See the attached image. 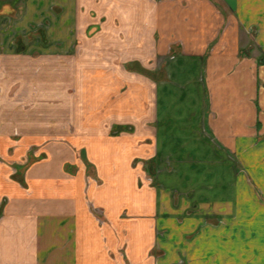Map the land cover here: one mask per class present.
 Here are the masks:
<instances>
[{"label": "crops", "instance_id": "0c3cea01", "mask_svg": "<svg viewBox=\"0 0 264 264\" xmlns=\"http://www.w3.org/2000/svg\"><path fill=\"white\" fill-rule=\"evenodd\" d=\"M23 3L0 264H264V0Z\"/></svg>", "mask_w": 264, "mask_h": 264}, {"label": "rangeland", "instance_id": "374dc122", "mask_svg": "<svg viewBox=\"0 0 264 264\" xmlns=\"http://www.w3.org/2000/svg\"><path fill=\"white\" fill-rule=\"evenodd\" d=\"M4 1V0H3ZM10 1H12V2H10L9 4H10V6H9V8H12V9H10L11 11H10V13H6V12H4L3 11V3L1 4L0 3V11H2L1 13H0V19L2 18V16L4 17V16H7L8 18L6 19V20H0V23H2V25L3 26H5L6 24H9L10 26L9 27H11V30L8 32V31H5L4 32V34H3V38H5V39H7V38H9V33H11V34H15V36H17V35H19V34H23V36H24V38H25V40H26V38H27V40H29V39H33V40H35V43L36 44H39L40 42H41V38L43 37V35H42V33H40L39 31H36V32H32L31 33V35H28V34H26L25 33V31H26V29H24L23 31L22 30H17V28L15 27V23L18 21V19L21 17V14H22V11H23V9H24V3L23 2H25V0H10ZM49 16V15H48ZM7 23H6V22ZM42 21H40V23H41ZM33 31V30H32ZM24 34H26V35H24ZM52 37V36H51ZM53 38V37H52ZM27 40H26V42H27ZM39 42V43H38ZM32 90H38V88L37 87H35V86H32V88H31ZM49 96V95H48ZM49 103V102H48ZM209 251V252H208ZM207 254H205L204 256L206 257V259L208 260L209 258H210V260H211V258L215 255V251L214 250H210V249H208L207 250Z\"/></svg>", "mask_w": 264, "mask_h": 264}]
</instances>
